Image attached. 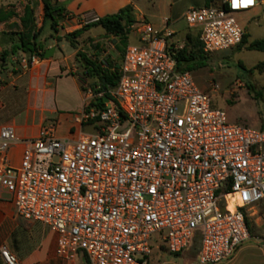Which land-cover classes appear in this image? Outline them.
Instances as JSON below:
<instances>
[{
  "label": "built area",
  "instance_id": "1",
  "mask_svg": "<svg viewBox=\"0 0 264 264\" xmlns=\"http://www.w3.org/2000/svg\"><path fill=\"white\" fill-rule=\"evenodd\" d=\"M208 1L184 16L207 53L241 45L246 30L235 15L264 6ZM132 29L137 44L126 49L117 88L90 92L75 118L92 133L61 139L44 127L24 141L14 166L9 151L18 138L0 129V198L8 193L21 218L56 232L66 259L82 252L90 264H149L151 238L160 233L171 254L201 235L198 263L219 264L250 239L248 212L264 203V129L230 124L191 74L177 70L168 24ZM0 254L3 264H19L7 248Z\"/></svg>",
  "mask_w": 264,
  "mask_h": 264
},
{
  "label": "crops",
  "instance_id": "2",
  "mask_svg": "<svg viewBox=\"0 0 264 264\" xmlns=\"http://www.w3.org/2000/svg\"><path fill=\"white\" fill-rule=\"evenodd\" d=\"M63 8L61 25L88 20L92 22L95 17L103 18L120 12L123 8L131 6L134 11L137 26L149 14L160 18L161 29L166 24L171 31L177 34L171 20L166 16L158 17L160 6L169 5L181 0H55ZM205 0H200V4ZM41 7L43 5L39 0ZM26 7V6H25ZM0 16L4 12L14 11L8 0H0ZM17 14L16 11H14ZM24 12V11H23ZM170 15H174L172 6ZM17 14L8 21L0 22V55L11 52L13 46L18 44L21 31L20 17ZM18 25L17 27L13 26ZM192 30V31H191ZM186 33H196L191 29ZM133 29H131V32ZM65 35L56 33L55 38ZM46 47L54 48L51 57L42 58L37 64L28 65L23 62L27 55L19 52L11 55L5 63L0 59V129L11 127L14 129L18 142L10 149L9 158L14 166L20 164L25 150V140L36 138L44 127H54L55 135L61 139L80 138L89 134L88 125H80L75 118L83 112L85 101L89 93L83 89L81 80L76 73L77 50L63 40L57 42L51 39ZM70 49H69V48ZM89 127V128H88ZM93 131V130H92ZM92 133V132H91ZM264 204V203H262ZM261 205V204H260ZM256 208L250 209L255 210ZM248 212V219L252 225L260 226L261 217L252 221ZM254 233V230H253ZM250 233V239L241 244L234 253L219 264H264V234ZM59 236L56 232L40 222L21 218L8 193L0 198V251L7 248L18 260L19 264H85L80 254L75 259H66L57 254ZM163 249H162V248ZM200 246L193 244L181 254H171L164 246L159 247L158 253L150 259L149 264H199L198 253ZM168 252V258L165 252ZM0 264H3L0 254Z\"/></svg>",
  "mask_w": 264,
  "mask_h": 264
},
{
  "label": "rangeland",
  "instance_id": "3",
  "mask_svg": "<svg viewBox=\"0 0 264 264\" xmlns=\"http://www.w3.org/2000/svg\"><path fill=\"white\" fill-rule=\"evenodd\" d=\"M8 1L12 10L20 15L23 14L25 6L30 4L35 8L37 27L40 28L42 26L44 11L39 0ZM199 2L200 0H181L174 3V5L165 3V5L160 6L158 17L166 15L174 25L172 29L177 31V34L171 39L175 47L184 46L185 35L191 30L184 19L186 13L192 9L204 7L209 3L208 0H205L204 3L201 4ZM171 6L174 11L173 16L169 13V7ZM235 17L239 24L246 30L248 44L240 49L232 48L212 53L213 56L210 58L209 66L206 69L191 74V76L201 91H206L212 96L213 107L222 109L226 112L230 124L249 129H264V52L249 51L247 48V46L254 41L264 40V6L256 8V10L251 13L238 14L235 15ZM60 23L61 22H58L56 29L58 33L63 35H67L89 24L88 20L81 22V26H77L76 23L67 25H61ZM143 23L149 25L153 29H161L160 18L152 17L151 14H148L146 18H144ZM49 32V26H47L45 34L49 40L47 45L51 43ZM134 44H137L136 29H133L128 40V46ZM117 45H119V39L107 35L101 26L90 28L77 39V50L92 56L98 62L102 63L108 60L114 64L120 65L122 57ZM240 62H242L246 70L249 71L248 75L245 70L239 67ZM76 69L83 89L92 94H96V89L91 87L94 81L83 75V69L80 67V64L77 63ZM246 81H250L255 86L256 90L261 93L260 98L255 99L254 96L248 92L245 86ZM213 85H216L218 89L214 91L212 88ZM87 132H93L92 128L90 127L87 129ZM56 137L60 138L57 133ZM66 139L75 140L76 138L70 136V138L68 137ZM249 214H251L250 218L252 221H255L256 217H261V221L259 222L260 226H253V234H264V204L259 205L257 208V215H255V210H251ZM162 235L163 234L156 233L152 236V254L150 259L158 253L159 247L164 245L161 240ZM200 236L201 235H198L195 241L196 246H199L201 243ZM165 253L167 254L166 256L170 258L169 253L167 251ZM79 254L82 261L86 262L87 257L85 254L82 252Z\"/></svg>",
  "mask_w": 264,
  "mask_h": 264
},
{
  "label": "trees",
  "instance_id": "4",
  "mask_svg": "<svg viewBox=\"0 0 264 264\" xmlns=\"http://www.w3.org/2000/svg\"><path fill=\"white\" fill-rule=\"evenodd\" d=\"M40 1L43 5L44 11L42 26L40 28L37 27L35 8L28 4L24 8L23 16L19 18L21 26L16 24L13 25L21 28V31L16 34L19 37L18 44L13 46L11 52H3L0 55V59L3 63H5L8 57L11 55L15 56L19 52L27 55L29 58L33 54H39L41 58H44L47 42L49 41L45 36L47 26H49L50 39H56L59 43L66 40L75 50L78 49V38L90 28L101 26L107 35L119 39V45H117V47L123 59L128 47L131 29L137 23L131 6L123 8L117 14L100 18L98 22L90 23L87 26L65 35L63 38H55V34L58 33L56 27L58 26V22L65 10L55 0ZM14 17H17V14H15L14 11L4 12V16H0V22L8 21ZM247 44L248 35L246 34L242 44L236 49H240ZM174 48L175 45L172 44L171 51H175L177 70L183 73L193 74L206 69L209 66L211 56H213L212 53L204 51L203 45L200 41V34L197 32L187 34L185 44L181 49L175 50ZM247 48L249 51L264 52V40L254 41L250 43ZM76 63L80 64V67L83 69V75L94 81L91 87L96 89V93L105 92L108 95L110 91L117 88L120 81V65L114 64L108 60L102 63L98 62L92 56L79 50H77L76 54ZM239 67L245 70L247 75L249 74V71L246 70L242 62L239 63ZM245 86L255 99L261 97V93L256 90L255 86L250 81H246ZM246 223L249 232L253 233V225L248 218L246 219ZM85 264H90L88 259Z\"/></svg>",
  "mask_w": 264,
  "mask_h": 264
},
{
  "label": "water",
  "instance_id": "5",
  "mask_svg": "<svg viewBox=\"0 0 264 264\" xmlns=\"http://www.w3.org/2000/svg\"><path fill=\"white\" fill-rule=\"evenodd\" d=\"M57 13H58V12H57ZM54 51H55L54 48L47 49V50H46V53H45V57H46V58L51 57V55L54 53ZM102 101H103L104 103H107V102L109 101V98H104ZM99 102H101V101H99Z\"/></svg>",
  "mask_w": 264,
  "mask_h": 264
},
{
  "label": "bare ground",
  "instance_id": "6",
  "mask_svg": "<svg viewBox=\"0 0 264 264\" xmlns=\"http://www.w3.org/2000/svg\"><path fill=\"white\" fill-rule=\"evenodd\" d=\"M229 208H230L231 210H233V202H230V203H229Z\"/></svg>",
  "mask_w": 264,
  "mask_h": 264
},
{
  "label": "snow or ice",
  "instance_id": "7",
  "mask_svg": "<svg viewBox=\"0 0 264 264\" xmlns=\"http://www.w3.org/2000/svg\"><path fill=\"white\" fill-rule=\"evenodd\" d=\"M251 2V0H247V3H250Z\"/></svg>",
  "mask_w": 264,
  "mask_h": 264
}]
</instances>
